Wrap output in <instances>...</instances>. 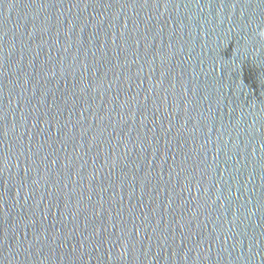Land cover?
Listing matches in <instances>:
<instances>
[{
    "label": "water",
    "instance_id": "water-1",
    "mask_svg": "<svg viewBox=\"0 0 264 264\" xmlns=\"http://www.w3.org/2000/svg\"><path fill=\"white\" fill-rule=\"evenodd\" d=\"M0 264H264V0H0Z\"/></svg>",
    "mask_w": 264,
    "mask_h": 264
}]
</instances>
